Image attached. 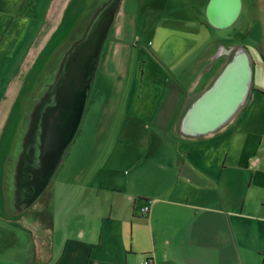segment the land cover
<instances>
[{
  "label": "crops",
  "instance_id": "obj_1",
  "mask_svg": "<svg viewBox=\"0 0 264 264\" xmlns=\"http://www.w3.org/2000/svg\"><path fill=\"white\" fill-rule=\"evenodd\" d=\"M153 1L120 2L104 78L116 89L111 84L103 91L113 107L100 112L112 114L93 119L97 134L82 136L76 149L84 148L69 163L95 85L40 206L24 218L14 215L12 198L0 190V264H8L11 241L22 245L15 264H143L148 256L156 264H263L264 0ZM141 25L144 31L153 27V37L163 26L180 37L164 52V41L158 46L136 31ZM128 30L134 34L125 36ZM168 49L186 54L174 62ZM146 56L172 76L151 121L140 120L144 109L127 104L131 86H143ZM237 56L247 59V92L223 123L201 131L198 100ZM5 118L0 110V122ZM140 128L149 133L145 140ZM85 158L91 165L77 169ZM146 205L150 210L143 214ZM12 225L26 233L27 246Z\"/></svg>",
  "mask_w": 264,
  "mask_h": 264
},
{
  "label": "rangeland",
  "instance_id": "obj_2",
  "mask_svg": "<svg viewBox=\"0 0 264 264\" xmlns=\"http://www.w3.org/2000/svg\"><path fill=\"white\" fill-rule=\"evenodd\" d=\"M122 1L0 0V105L3 102L0 110L4 117H8L0 122L2 131L0 190L12 198L8 199V204H12L14 215L24 213V218L26 214H33L35 207L40 206L39 203L43 199L41 196L44 195L48 185H54L55 176L51 175L52 161L58 154L66 127L82 101L80 96L88 86L92 75L93 87L96 86L79 137L68 154L69 163H72V155L84 148L82 146L76 149V144L82 136L97 134L96 127L92 126L93 119L107 120L112 114V112L107 113L106 109L100 112L105 106L108 111L113 107L112 100L108 103L103 91L106 92L112 84L113 92L116 84L114 81H109L108 85L104 78L105 71L107 72L112 65L110 42L113 18ZM131 1L128 0V4ZM141 4L143 12L145 7L143 3ZM166 12L172 13L171 6L166 8ZM142 21L143 18L140 17V23ZM168 28L163 26L161 33L158 32L154 37L153 27L144 31L141 25L136 31L140 32L147 41L154 38L158 46L164 41L167 45L163 49L165 52L167 48H173V41H178L180 37V35H170V32H166ZM102 34L105 39L101 38ZM124 34L128 36L134 32L128 30ZM137 41L142 40L134 37L133 42L139 45ZM99 46V53L102 48V62L98 74V67L95 66L92 70L91 65ZM170 49L167 53L171 58H168L174 62L186 54L184 51L175 52ZM146 58L143 86L140 90L138 84L132 83L127 104L130 103L133 108L144 109L147 113L143 114L140 120L146 118V121H151L156 120L155 110L168 92V89H165V80L168 76H172L165 69L163 71L159 69L154 58L147 56ZM140 60L138 56L136 65L139 66L142 75L144 62ZM175 72L179 77L185 75L184 67H178ZM10 113L12 117L9 116ZM116 114L117 110L113 112V118ZM109 131L111 130L107 128L106 132L105 129L100 132L107 134ZM139 134L142 140L149 135L143 128L139 129ZM114 135H119L118 130ZM88 154L91 155L90 148ZM77 164V169L84 167L85 164L91 165L86 158ZM11 229L12 232H16L18 227L12 225ZM20 230L18 231L21 242L27 246V235L22 231L23 229ZM21 246L17 248L11 241L8 249L10 258L8 264H15L12 258L18 254L21 259Z\"/></svg>",
  "mask_w": 264,
  "mask_h": 264
},
{
  "label": "water",
  "instance_id": "obj_3",
  "mask_svg": "<svg viewBox=\"0 0 264 264\" xmlns=\"http://www.w3.org/2000/svg\"><path fill=\"white\" fill-rule=\"evenodd\" d=\"M104 42V40H103ZM100 47H98L99 49ZM99 56H97V62H99ZM243 56V55H242ZM243 60V68L237 70V67ZM236 57L229 65L226 67L224 72L220 75L218 81L214 84V86L209 89L204 96L198 100L197 103V111L195 114H199V117H196L197 124L201 131H205L209 128L216 127L219 124L223 123L232 112L235 111L236 107L238 106L241 98L247 92V82H248V64L247 59ZM246 61V62H245ZM97 67V65L95 64ZM94 76L89 78L88 87L85 89L88 92H91L94 82ZM84 91V92H85ZM83 92V93H84ZM82 93V94H83ZM81 94V95H82ZM88 95L85 98V101H81L78 108L73 112L72 119L70 124L67 125L66 131L64 134V139H62V144L60 149L58 150V154H56L54 160L52 161V169L51 175H54L56 170L58 169L61 161L65 154H67L70 144L75 137L76 130L78 125L81 123L82 116L84 114V110L88 104ZM81 105V106H80ZM80 117L78 119V124L75 127V131L71 132V127L76 124V118L79 113V109L82 108ZM72 133V135H71ZM71 135V136H70ZM70 136V137H69Z\"/></svg>",
  "mask_w": 264,
  "mask_h": 264
},
{
  "label": "bare ground",
  "instance_id": "obj_4",
  "mask_svg": "<svg viewBox=\"0 0 264 264\" xmlns=\"http://www.w3.org/2000/svg\"><path fill=\"white\" fill-rule=\"evenodd\" d=\"M104 37V35L102 34L101 35V38L102 39H105V38H103ZM100 47V46H99ZM100 49V48H99ZM99 49H98V47H97V50H96V54H95V57L93 58V62H92V65H91V67H92V70H93V68L95 67V63H96V61H97V56H98V53H99ZM101 50H102V48H101ZM101 50H100V53L99 54H101ZM100 59V58H99ZM85 61V60H84ZM80 63V62H79ZM99 62H97L96 63V65L98 64ZM76 65H78V64H76ZM86 68V67H85ZM77 70V69H76ZM91 72H93V71H91ZM77 73V72H76ZM84 73V72H83ZM77 76V75H76ZM90 77H91V74H90ZM68 78H69V76H68ZM73 78V77H72ZM76 78H78V77H76ZM68 80V79H67ZM70 81H72V80H70ZM65 83V82H64ZM67 86V85H66ZM89 86V85H88ZM87 86V87H88ZM86 87V88H87ZM67 88V87H66ZM92 90H93V87H92V89H91V92L90 93H92ZM90 93L88 92V90H86L80 97L82 98V101L84 102L85 101V98H86V96L88 95L89 97H90ZM58 95V94H57ZM55 97H57V96H55ZM89 97H88V102H89ZM80 99V98H79ZM55 100V99H54ZM58 101V100H57ZM74 101H75V99H74ZM75 106V105H74ZM81 106V105H80ZM87 106H88V104H87ZM87 106H86V109H87ZM76 107V106H75ZM82 109H83V107L82 108H80L78 111H79V113H78V116H77V118H76V124H74L70 129H71V132L73 133L74 131H75V127L77 126V124H78V119H79V117H80V114H81V111H82ZM85 109V110H86ZM85 110H84V113H85ZM83 116H84V114H83ZM83 116H82V119H83ZM81 122H82V120H81ZM81 124V123H80ZM79 124V125H80ZM79 125H78V128H79ZM78 128H77V130H78ZM36 130V129H35ZM45 130V129H44ZM77 130H76V133H77ZM42 133V132H41ZM72 133H71V135H72ZM70 135V136H71ZM69 136V137H70ZM75 136H76V134H75ZM64 158V157H63Z\"/></svg>",
  "mask_w": 264,
  "mask_h": 264
},
{
  "label": "built area",
  "instance_id": "obj_5",
  "mask_svg": "<svg viewBox=\"0 0 264 264\" xmlns=\"http://www.w3.org/2000/svg\"><path fill=\"white\" fill-rule=\"evenodd\" d=\"M149 210H150V206L149 205H146V206H144L142 208L143 214H147L149 212ZM143 264H156V263H155V260L152 257L148 256ZM263 264H264V261H263Z\"/></svg>",
  "mask_w": 264,
  "mask_h": 264
}]
</instances>
